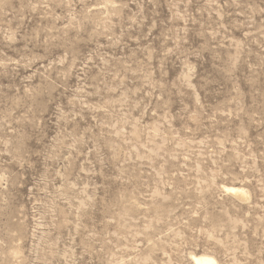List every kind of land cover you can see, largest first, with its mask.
<instances>
[{"label":"clouds","instance_id":"obj_1","mask_svg":"<svg viewBox=\"0 0 264 264\" xmlns=\"http://www.w3.org/2000/svg\"><path fill=\"white\" fill-rule=\"evenodd\" d=\"M0 264H264V0H0Z\"/></svg>","mask_w":264,"mask_h":264}]
</instances>
